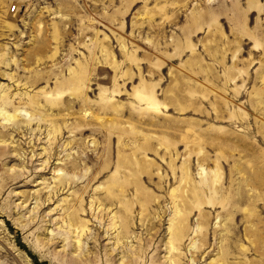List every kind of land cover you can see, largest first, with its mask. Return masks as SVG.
<instances>
[{"label":"rangeland","instance_id":"rangeland-1","mask_svg":"<svg viewBox=\"0 0 264 264\" xmlns=\"http://www.w3.org/2000/svg\"><path fill=\"white\" fill-rule=\"evenodd\" d=\"M0 264H264V0H0Z\"/></svg>","mask_w":264,"mask_h":264},{"label":"bare ground","instance_id":"bare-ground-1","mask_svg":"<svg viewBox=\"0 0 264 264\" xmlns=\"http://www.w3.org/2000/svg\"><path fill=\"white\" fill-rule=\"evenodd\" d=\"M216 175H219V174H216V173H215V176H216ZM213 182H217V178L214 177ZM217 183H218V182H217ZM217 183H216V184H217ZM213 185H214V184H213ZM215 190H216V189H215ZM233 201H234V200H233ZM223 203H224V202H223ZM223 203H222V204H223ZM230 208H231V206H230ZM233 213H234V212H233ZM233 213L231 212L229 216H230V217H233ZM234 214H235V213H234Z\"/></svg>","mask_w":264,"mask_h":264}]
</instances>
